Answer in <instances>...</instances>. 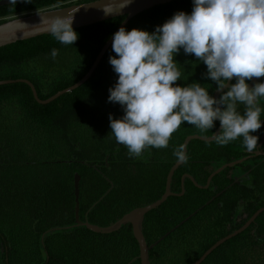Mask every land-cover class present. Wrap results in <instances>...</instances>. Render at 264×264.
<instances>
[{"label":"trees","instance_id":"trees-1","mask_svg":"<svg viewBox=\"0 0 264 264\" xmlns=\"http://www.w3.org/2000/svg\"><path fill=\"white\" fill-rule=\"evenodd\" d=\"M91 1L28 0L1 6L0 24L18 14ZM192 9L193 0H175L136 15L124 28L152 33L175 13L191 14ZM124 19L74 29L79 36L74 45L44 35L1 47L0 81L25 79L45 100L87 73ZM54 48L59 54L53 60ZM110 56H115L112 44L83 85L46 105L36 103L25 84L0 86V264H141L130 224L111 233H96L86 225L111 227L160 200L177 162L174 149L187 137H211L185 123L167 148L130 158L110 135L109 115H124L119 104L108 102L109 88L118 80ZM174 59L182 72L179 86L197 82L214 95L216 85L203 78L207 68L202 62L182 49ZM260 104L264 107V100ZM219 126L216 121L211 132ZM252 134L264 153V126ZM255 152L249 153L242 139L226 146L188 142V161L173 173L171 195L141 223L149 264H193L264 208V155ZM228 164L233 166L207 185L210 175ZM201 264H264V212Z\"/></svg>","mask_w":264,"mask_h":264},{"label":"clouds","instance_id":"clouds-1","mask_svg":"<svg viewBox=\"0 0 264 264\" xmlns=\"http://www.w3.org/2000/svg\"><path fill=\"white\" fill-rule=\"evenodd\" d=\"M43 22L63 45L79 39L72 13ZM181 49L206 66L203 78L214 82L218 99L200 83L177 84L182 72L174 57ZM112 51L109 64L118 80L108 102L119 104L124 115H109L110 135L130 158L167 148L185 123L200 135L211 133L220 146L242 139L249 153L258 150L259 137L252 133L264 126V82L249 87L247 81L264 77V0H193L191 14L177 12L152 33L121 27L112 37ZM58 54L51 50L53 60ZM216 121L219 134L211 132ZM185 148L174 149L178 162L187 163Z\"/></svg>","mask_w":264,"mask_h":264},{"label":"water","instance_id":"water-1","mask_svg":"<svg viewBox=\"0 0 264 264\" xmlns=\"http://www.w3.org/2000/svg\"><path fill=\"white\" fill-rule=\"evenodd\" d=\"M23 1H26V0H16L15 3H12V0H0V7L20 3ZM172 1H175V0H94L91 2L73 4V5L43 10V11L35 12L29 15L15 17V18L9 19L0 24V48L7 46V45L17 43V42L33 39L36 37L50 35L48 31V25L43 22V19L45 18L51 19L56 15L66 16L72 13L73 15L72 27L73 29H78L82 27L91 26V25H94V24H97V23H100V22H103V21H106L112 18L124 16L125 19L118 26V28L114 31V33H116L121 27L124 28L127 22L133 17H135L136 15L146 10H149L151 8L168 4ZM106 12H110V13H106ZM114 33L110 36V38L106 41V43L100 49L99 53L97 54L94 62L92 63L87 73L77 83H75L74 85H72L71 87L67 89H64L56 93L55 95L45 100H40L38 98L33 85L25 79L0 81V86L7 85V84H15V83L25 84L30 88L33 99L36 101V103H38L39 105L49 104L50 102L56 100L61 95L65 93H69L77 89L91 77V75L93 74L97 66L99 65L101 59L105 55L106 51L112 44V37ZM263 79L264 77H261L259 80H256L254 78L252 81H249L248 83L249 87H252L255 83H258L260 80H263ZM231 82L232 81H230L229 83L231 84ZM220 94L221 93H218L217 91H215L213 97L218 99ZM220 131H221V126H219L218 129L214 133L219 134ZM192 139H198L206 143H210L214 141L211 137L203 138V137H198V136H191V137H187L183 144L187 146L188 142ZM185 151H186V148H185ZM254 155H264V153L258 150L257 152H255ZM240 162L241 161L236 162V164H239ZM182 164H183L182 162L177 161L173 165V167L170 169L167 175V178H166L165 192L160 198V200H158L157 202L147 207L133 211L132 213L126 215L120 221L112 225L111 227L100 229V228L92 227L90 225H86V226L90 230L96 233H111L113 231H116L122 225L130 224L132 227L134 238L136 239L138 246H139L141 264H149L148 247L144 241V238L141 232V223L143 221L145 214L159 207L165 201V199L171 195L170 183H171L172 175L178 169V167L181 166ZM231 166H233V164L224 165L223 167L216 170L208 178L207 185L210 179L215 174H218L222 169L226 167H231ZM192 182L196 187L200 188V186H198L193 180ZM77 184H78V178L76 176L75 177V194L76 195H77ZM262 212H264V208L257 210L239 229H237L233 233L227 235L226 237L222 238L221 240L213 244L193 264H201L205 260V258L208 255H210L217 247H219L226 241L230 240L231 238L241 234L255 221L257 216Z\"/></svg>","mask_w":264,"mask_h":264},{"label":"rangeland","instance_id":"rangeland-1","mask_svg":"<svg viewBox=\"0 0 264 264\" xmlns=\"http://www.w3.org/2000/svg\"><path fill=\"white\" fill-rule=\"evenodd\" d=\"M74 2H76V1H74ZM45 10H48V9H45ZM39 11H43V10H39ZM39 11H35V12H39ZM35 12H29V13H25V14H18V15L11 16V17H8V18H4V19L9 20V19H12V18H15V17H19V16H23V15H29V14H32V13H35Z\"/></svg>","mask_w":264,"mask_h":264}]
</instances>
